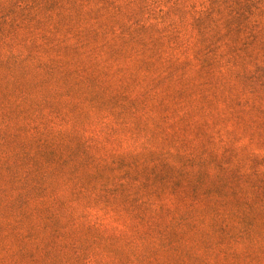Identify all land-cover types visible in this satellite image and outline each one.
<instances>
[{"label": "rangeland", "instance_id": "obj_1", "mask_svg": "<svg viewBox=\"0 0 264 264\" xmlns=\"http://www.w3.org/2000/svg\"><path fill=\"white\" fill-rule=\"evenodd\" d=\"M0 264H264V0H0Z\"/></svg>", "mask_w": 264, "mask_h": 264}]
</instances>
